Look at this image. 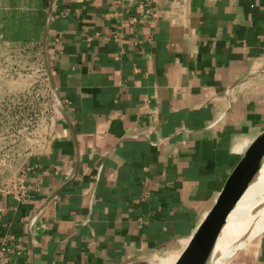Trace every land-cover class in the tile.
Instances as JSON below:
<instances>
[{
	"label": "crops",
	"instance_id": "obj_1",
	"mask_svg": "<svg viewBox=\"0 0 264 264\" xmlns=\"http://www.w3.org/2000/svg\"><path fill=\"white\" fill-rule=\"evenodd\" d=\"M48 8L62 107L31 198L0 192V264H175L264 132V0ZM232 264H264V229Z\"/></svg>",
	"mask_w": 264,
	"mask_h": 264
},
{
	"label": "rangeland",
	"instance_id": "obj_2",
	"mask_svg": "<svg viewBox=\"0 0 264 264\" xmlns=\"http://www.w3.org/2000/svg\"><path fill=\"white\" fill-rule=\"evenodd\" d=\"M48 5L0 0V188L17 181L29 157L49 142L60 113L41 38ZM252 241L221 264H232Z\"/></svg>",
	"mask_w": 264,
	"mask_h": 264
},
{
	"label": "water",
	"instance_id": "obj_3",
	"mask_svg": "<svg viewBox=\"0 0 264 264\" xmlns=\"http://www.w3.org/2000/svg\"><path fill=\"white\" fill-rule=\"evenodd\" d=\"M263 162L264 132L250 148L233 179L175 264H214L222 256V247L217 246L228 218L255 181Z\"/></svg>",
	"mask_w": 264,
	"mask_h": 264
},
{
	"label": "bare ground",
	"instance_id": "obj_4",
	"mask_svg": "<svg viewBox=\"0 0 264 264\" xmlns=\"http://www.w3.org/2000/svg\"><path fill=\"white\" fill-rule=\"evenodd\" d=\"M264 229V162L255 181L248 187L228 218L217 247L222 256L214 263L221 264L227 257L254 240Z\"/></svg>",
	"mask_w": 264,
	"mask_h": 264
},
{
	"label": "built area",
	"instance_id": "obj_5",
	"mask_svg": "<svg viewBox=\"0 0 264 264\" xmlns=\"http://www.w3.org/2000/svg\"><path fill=\"white\" fill-rule=\"evenodd\" d=\"M112 35L113 38L115 39L119 38V33L116 30L112 31ZM58 102L61 108L62 104L59 96H58ZM0 192L12 193L14 198L17 199L19 202H27L31 198V195L28 190V185L26 184L23 175H21V177L17 181H15L11 186L9 187L5 186L3 188H0ZM33 222H35V219H33Z\"/></svg>",
	"mask_w": 264,
	"mask_h": 264
}]
</instances>
